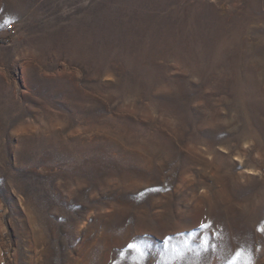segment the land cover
I'll return each instance as SVG.
<instances>
[{"label":"rangeland","instance_id":"374dc122","mask_svg":"<svg viewBox=\"0 0 264 264\" xmlns=\"http://www.w3.org/2000/svg\"><path fill=\"white\" fill-rule=\"evenodd\" d=\"M261 226L264 0H0V264H264Z\"/></svg>","mask_w":264,"mask_h":264},{"label":"snow or ice","instance_id":"6c2138e0","mask_svg":"<svg viewBox=\"0 0 264 264\" xmlns=\"http://www.w3.org/2000/svg\"><path fill=\"white\" fill-rule=\"evenodd\" d=\"M201 227L207 228V227H210V225H201ZM258 230L261 232H264V226H261ZM167 240H171V237L167 238ZM204 243L207 245L208 241H205ZM128 247H129V249H132V250L139 252L142 257L146 256V252L143 251L142 247L137 246L136 244H129ZM141 264H142V262H141ZM233 264H235V261L233 262Z\"/></svg>","mask_w":264,"mask_h":264}]
</instances>
